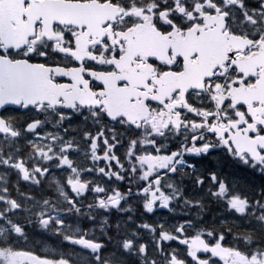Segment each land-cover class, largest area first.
<instances>
[{
  "label": "snow or ice",
  "instance_id": "snow-or-ice-1",
  "mask_svg": "<svg viewBox=\"0 0 264 264\" xmlns=\"http://www.w3.org/2000/svg\"><path fill=\"white\" fill-rule=\"evenodd\" d=\"M0 172V264H264V0H0Z\"/></svg>",
  "mask_w": 264,
  "mask_h": 264
},
{
  "label": "flooded vegetation",
  "instance_id": "flooded-vegetation-1",
  "mask_svg": "<svg viewBox=\"0 0 264 264\" xmlns=\"http://www.w3.org/2000/svg\"><path fill=\"white\" fill-rule=\"evenodd\" d=\"M0 174H2V172H0ZM13 180L15 179V177L14 176H12L11 177ZM177 214V213H176ZM219 215V213H214V212H212V213H209L208 214V219L209 220H211L214 216H218ZM176 216V215H175Z\"/></svg>",
  "mask_w": 264,
  "mask_h": 264
},
{
  "label": "trees",
  "instance_id": "trees-1",
  "mask_svg": "<svg viewBox=\"0 0 264 264\" xmlns=\"http://www.w3.org/2000/svg\"><path fill=\"white\" fill-rule=\"evenodd\" d=\"M180 213H181V212H180ZM169 219H170V222H174V220H173L171 217H170Z\"/></svg>",
  "mask_w": 264,
  "mask_h": 264
}]
</instances>
